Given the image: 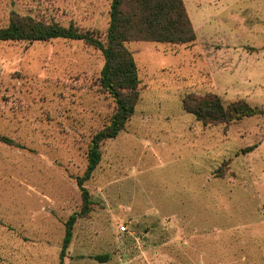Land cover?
Here are the masks:
<instances>
[{
	"label": "rangeland",
	"instance_id": "rangeland-1",
	"mask_svg": "<svg viewBox=\"0 0 264 264\" xmlns=\"http://www.w3.org/2000/svg\"><path fill=\"white\" fill-rule=\"evenodd\" d=\"M111 3L0 0V27L17 12L106 41ZM185 3L194 43H126L140 99L102 144L63 264H264V113L205 125L183 108L215 92L264 110V0ZM104 62L84 40H0V135L24 146L0 140V264H61L89 143L116 109Z\"/></svg>",
	"mask_w": 264,
	"mask_h": 264
},
{
	"label": "trees",
	"instance_id": "trees-1",
	"mask_svg": "<svg viewBox=\"0 0 264 264\" xmlns=\"http://www.w3.org/2000/svg\"><path fill=\"white\" fill-rule=\"evenodd\" d=\"M84 40L100 49L105 62L100 74V86L116 103L109 122L94 133L88 148V165L83 175L77 177L82 191L81 211L74 212L66 221L65 237L61 250V264L74 237V226L78 218L90 213L93 200L85 182L88 181L102 159V144L116 138L123 131L136 111L140 99L141 79L133 52L126 45L130 41H153L170 44H191L197 31L185 0H112L110 23L106 41L92 32H81L74 24L64 26L59 22H47L32 15L13 12L7 26L0 27L1 41H49L53 39ZM183 108L205 125L231 124L245 117L264 113L247 100L239 99L225 104L219 94L189 92L183 98ZM0 140L20 144L8 136ZM254 149H243L246 153ZM106 261L108 255L96 256Z\"/></svg>",
	"mask_w": 264,
	"mask_h": 264
},
{
	"label": "crops",
	"instance_id": "crops-1",
	"mask_svg": "<svg viewBox=\"0 0 264 264\" xmlns=\"http://www.w3.org/2000/svg\"><path fill=\"white\" fill-rule=\"evenodd\" d=\"M193 21V20H192Z\"/></svg>",
	"mask_w": 264,
	"mask_h": 264
}]
</instances>
